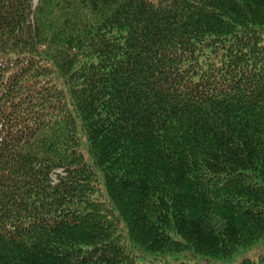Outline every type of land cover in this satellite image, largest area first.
<instances>
[{
    "label": "trees",
    "instance_id": "trees-1",
    "mask_svg": "<svg viewBox=\"0 0 264 264\" xmlns=\"http://www.w3.org/2000/svg\"><path fill=\"white\" fill-rule=\"evenodd\" d=\"M261 240L264 0H0V264Z\"/></svg>",
    "mask_w": 264,
    "mask_h": 264
},
{
    "label": "rangeland",
    "instance_id": "rangeland-1",
    "mask_svg": "<svg viewBox=\"0 0 264 264\" xmlns=\"http://www.w3.org/2000/svg\"><path fill=\"white\" fill-rule=\"evenodd\" d=\"M37 1L38 0H34L35 3H37ZM52 177L56 181V174H53ZM261 256L264 257V240H261L253 247L239 249V251L235 255L228 259H208L202 255H197L191 251H187L179 254L166 255L164 256L163 260H167L169 262H200L205 264H238L244 258L258 259Z\"/></svg>",
    "mask_w": 264,
    "mask_h": 264
}]
</instances>
